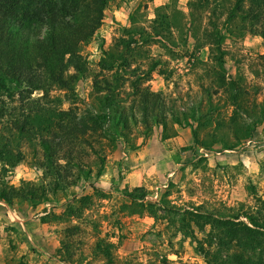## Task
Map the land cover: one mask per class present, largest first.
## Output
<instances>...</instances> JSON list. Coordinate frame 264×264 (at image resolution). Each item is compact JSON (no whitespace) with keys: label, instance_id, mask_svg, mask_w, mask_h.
I'll use <instances>...</instances> for the list:
<instances>
[{"label":"rangeland","instance_id":"1","mask_svg":"<svg viewBox=\"0 0 264 264\" xmlns=\"http://www.w3.org/2000/svg\"><path fill=\"white\" fill-rule=\"evenodd\" d=\"M197 1L113 0L81 49L87 71L74 92L49 86L47 95H32L45 96L39 104L53 112L35 118L36 130L53 128L54 113H95L105 95L95 83L115 81L120 64L111 57L132 42L129 67L119 71L120 96L137 77L148 78L146 86L181 112L199 108L195 119L167 132L155 126L148 136L99 137L75 186L47 202H0V264H210V216L252 213L264 201V122L249 138L243 125L250 115H264V40L243 28L241 16L224 25L225 8L235 0H211L207 8ZM163 17L170 32L156 36ZM214 26L224 37L219 46ZM23 148L25 162L14 169L0 164L9 187L43 182L32 149Z\"/></svg>","mask_w":264,"mask_h":264},{"label":"trees","instance_id":"2","mask_svg":"<svg viewBox=\"0 0 264 264\" xmlns=\"http://www.w3.org/2000/svg\"><path fill=\"white\" fill-rule=\"evenodd\" d=\"M112 1L0 0V164L16 168L26 161L23 147L29 146L32 164L44 172L39 185L27 183L15 188L0 180V202L9 206L18 202L38 204L75 186V173L83 169L88 154L95 153L99 137L128 139L134 131L148 136L155 126L167 132L171 124L181 126L185 118L195 119L199 106L194 104L181 112L162 91L155 92L146 86L148 78L137 77L130 83L127 97L120 96L119 71L129 67L125 57L132 43L129 42L123 53L111 57L113 65L120 64L115 81L105 79L95 83L99 92H105L100 98L99 110L80 116L73 112L54 113L57 122L53 128L36 130L35 118L42 113L50 116L53 112L40 106L45 96L32 99V95L35 92L47 95L49 86L68 94L74 92L76 82L87 71L81 49L99 31L105 10ZM210 1L198 0L196 6L207 8ZM224 15L225 26L241 16L246 23L243 28L264 40V0H235L225 8ZM167 20L163 17L155 22L156 36L160 31L170 32ZM211 38L216 46L224 40L217 26ZM112 64L110 69L114 67ZM232 86L234 92L240 91L236 84ZM232 98L234 106L237 105L238 95ZM237 106L240 113L243 107ZM249 117L251 124H243L247 138L264 122V115ZM129 197L138 199L133 194ZM257 205L252 213L243 212L229 218L210 216L207 240L214 254V262L209 261L210 264H264V201L258 200Z\"/></svg>","mask_w":264,"mask_h":264}]
</instances>
